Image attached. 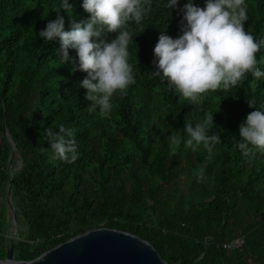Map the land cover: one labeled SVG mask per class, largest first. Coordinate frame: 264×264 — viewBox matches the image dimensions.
I'll list each match as a JSON object with an SVG mask.
<instances>
[{"label":"trees","instance_id":"trees-1","mask_svg":"<svg viewBox=\"0 0 264 264\" xmlns=\"http://www.w3.org/2000/svg\"><path fill=\"white\" fill-rule=\"evenodd\" d=\"M60 2L0 0V260L14 231L15 258L32 260L108 227L149 241L169 264H264V153L245 157L236 148L240 125L256 110L248 100L264 103V79L249 73L230 92H209L195 105L170 91L152 75L154 48L161 31L181 35L179 8L188 0L171 12L154 0L142 25L130 26L136 83L114 96L109 117L90 113L80 86L87 73L61 64L59 38L39 37L59 11L66 31L72 19L89 18L83 0H69L72 16ZM246 3L245 31L264 39V0ZM195 4L203 8L205 0ZM257 59L264 71V47ZM208 115L215 124L209 134L222 141L211 160L203 146L193 152L170 144L186 117L195 126ZM61 124L76 132L80 158L73 164L50 158L45 129ZM236 237L245 239L240 249L223 247Z\"/></svg>","mask_w":264,"mask_h":264},{"label":"clouds","instance_id":"clouds-1","mask_svg":"<svg viewBox=\"0 0 264 264\" xmlns=\"http://www.w3.org/2000/svg\"><path fill=\"white\" fill-rule=\"evenodd\" d=\"M154 0H83L82 8L89 18L81 22L72 19L70 30H65V16L57 12L56 19L47 23L39 32L46 43L59 38L58 51L62 65L71 63L72 71L87 73L81 87L86 89L85 99L90 101V113L104 118L113 110V98L124 96L136 83L134 67L130 63L129 46L133 32L131 24L142 25L151 13ZM181 0H164V9L177 10ZM60 7L72 16L73 6L69 0H61ZM181 35L172 38L161 31L154 48L156 71L152 75L184 100L195 105L209 92H230L251 74L257 80L264 79L259 67L257 53L264 47V39H257L245 31L248 21L246 0H205L203 8L188 0L183 8ZM109 33H118L109 41ZM74 50L76 57L70 56ZM256 110L247 115L240 125V139L236 148L245 157L257 152L264 153V103L255 98L248 100ZM190 117V116H189ZM186 117L181 133L172 131L168 136L175 147L196 152L201 146L213 158L220 144L219 134L210 135L214 128V115L196 122ZM46 141L50 144L51 159L73 164L80 158L75 139V129L60 125L58 130L46 128ZM199 182L205 180L204 170L197 174Z\"/></svg>","mask_w":264,"mask_h":264},{"label":"water","instance_id":"water-1","mask_svg":"<svg viewBox=\"0 0 264 264\" xmlns=\"http://www.w3.org/2000/svg\"><path fill=\"white\" fill-rule=\"evenodd\" d=\"M5 136L12 141L4 123ZM15 149V144H13ZM14 154L10 167L13 166ZM21 162L19 167H21ZM12 184L9 182L10 197ZM14 224L17 225L14 214ZM15 236L11 237L6 258L0 264H169L152 243L119 229L100 227L61 243L32 260H17Z\"/></svg>","mask_w":264,"mask_h":264},{"label":"built area","instance_id":"built-area-1","mask_svg":"<svg viewBox=\"0 0 264 264\" xmlns=\"http://www.w3.org/2000/svg\"><path fill=\"white\" fill-rule=\"evenodd\" d=\"M245 243V239L242 237H236L232 241L223 245L227 250L240 249Z\"/></svg>","mask_w":264,"mask_h":264},{"label":"rangeland","instance_id":"rangeland-1","mask_svg":"<svg viewBox=\"0 0 264 264\" xmlns=\"http://www.w3.org/2000/svg\"><path fill=\"white\" fill-rule=\"evenodd\" d=\"M10 236H11V237H14V236H15V231H14V234H11Z\"/></svg>","mask_w":264,"mask_h":264}]
</instances>
